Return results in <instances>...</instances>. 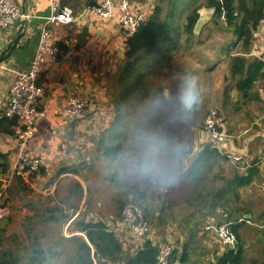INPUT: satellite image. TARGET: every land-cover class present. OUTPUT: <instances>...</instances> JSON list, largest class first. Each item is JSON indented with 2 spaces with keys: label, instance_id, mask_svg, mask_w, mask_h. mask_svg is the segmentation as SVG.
<instances>
[{
  "label": "rangeland",
  "instance_id": "1",
  "mask_svg": "<svg viewBox=\"0 0 264 264\" xmlns=\"http://www.w3.org/2000/svg\"><path fill=\"white\" fill-rule=\"evenodd\" d=\"M245 1L249 9L264 2ZM236 5L239 8V1ZM188 14L186 11L183 15V25ZM244 14L240 13L239 19ZM195 29V34L188 38L181 30L182 51L171 54L169 61L161 63V58L156 62L151 57L142 60V70L149 76L140 92L146 91L147 98H123L120 78L125 58L119 61L115 73L108 78L104 102L107 108L102 110L94 104L89 119L92 117L95 132L91 137L92 159H97L104 144L115 138L123 142L125 149L121 163L117 165V159L103 158L100 163L93 160V169L79 179L85 188V206L81 210L80 188L75 181L69 182L62 186L58 198L62 205L51 214L24 219L22 227L13 233L6 225L0 227V250L14 252L28 261L36 256L34 249L28 247L41 245L47 252L46 264H69L77 248L71 238L81 235L78 221H103L118 233L125 208L137 204L146 211L148 239L159 246L171 245L180 252L186 247L188 258L184 264H211L218 259L220 243L205 231L209 219L225 223L228 213L235 220L241 217L240 208H245L251 211L254 221L239 228L244 246L242 264H264V164L260 178L250 187L240 189L238 197L232 194L216 212L208 208L207 201L190 204L201 186L186 177L187 169L208 144L204 121L210 110L220 112L237 148L244 143L236 138L252 136L254 157L245 165L218 155L205 175L207 190L223 187L236 174L245 173L248 164L258 156L259 147L264 150V78L258 81L252 98L242 97L230 73L231 57L243 52L242 42L227 28L223 18L202 20ZM261 45V40L254 37L251 53L260 51L259 58L263 57ZM248 59L252 61L250 55ZM234 209L240 214L231 213ZM117 235L119 239L124 237ZM144 241L139 239L138 244Z\"/></svg>",
  "mask_w": 264,
  "mask_h": 264
},
{
  "label": "crops",
  "instance_id": "2",
  "mask_svg": "<svg viewBox=\"0 0 264 264\" xmlns=\"http://www.w3.org/2000/svg\"><path fill=\"white\" fill-rule=\"evenodd\" d=\"M12 1L30 14L31 18L28 22L16 24L5 30L0 38V119L4 117L8 91L15 78V73L29 68L39 44L44 20L51 14L52 0ZM55 1L62 7H70L75 13L76 20L69 25L53 29V37L63 50L66 48V51L64 50V55L59 60L48 61L39 79L40 85L45 89L40 106L46 110L47 116L39 121L36 135L29 143L28 152L42 160L44 166L41 175L29 179L16 178L4 190L7 177L17 161V144L15 135L0 132V193L4 190L3 195L0 194V205L6 202H11L13 205L11 216L3 220L0 227L6 225L10 233L22 227L27 218L35 215L39 218L43 213L51 214L55 208L61 206L62 203L58 201V198L62 186L69 182L74 183L75 181L77 187L80 188L82 198L80 210L85 206V188L79 179L80 176H85L87 171L93 169L91 166L93 160L96 163L103 161L105 158L103 149L97 159H92L94 144L91 137L95 133L92 128L93 120L90 121L92 117L86 122L76 123L67 121L57 110L71 95L89 96L99 109L105 110L108 78L115 73L114 68L117 67L119 61L125 58V55L121 58L118 50L121 27L117 8L112 17L101 18L90 10L89 5L93 2L100 4L103 0ZM130 3L133 9L144 12L149 17L157 0H130ZM204 9H206L204 11L206 21H209L213 13L207 8ZM182 36L184 35L181 34L180 37ZM256 38L259 37L256 36ZM259 39L262 43L260 49L263 54L260 59L264 60V40ZM179 43L180 40L174 41L162 50L161 63L168 60L171 54L182 51ZM257 54L261 52L251 53L250 56L256 58ZM236 141H243L244 144L237 148L234 141L231 143L230 150L242 153L244 159L241 163L246 165L254 157L251 146L253 138L252 136L245 138L242 135ZM206 142L208 143L207 136ZM261 147L259 149L257 147L258 156L254 158V162L248 164V168L256 165L259 169H263L261 165L264 164V150ZM124 155L123 147L121 154L117 157V165L121 163ZM116 173L118 176L117 170ZM250 216L252 219V215ZM209 220L216 219L212 217ZM74 221L75 219L71 220L70 225ZM243 224L251 225L252 222L250 220ZM206 232L219 243L216 236ZM118 233L124 235L120 241L126 254H133L142 246L138 244V238L135 237L133 240L134 237L129 231L119 229ZM78 234L85 238L83 233ZM223 252L224 249L220 245L217 256H221ZM174 264L181 263L176 261Z\"/></svg>",
  "mask_w": 264,
  "mask_h": 264
},
{
  "label": "trees",
  "instance_id": "3",
  "mask_svg": "<svg viewBox=\"0 0 264 264\" xmlns=\"http://www.w3.org/2000/svg\"><path fill=\"white\" fill-rule=\"evenodd\" d=\"M204 1L205 4L201 3V0H157L151 15L127 42L124 59L125 66L120 78L121 86H123V98L137 97L144 99L149 97L146 91L140 92V89H145L146 79L149 76L147 72L142 70V60L151 57L156 62H159L162 58V50L174 43V41L180 40L182 29H184L185 35L193 36L196 24L200 18L199 12L204 7L214 10V18L221 19L224 17L227 28L233 31V35L237 36L242 42L243 52L231 57L230 73L241 96L245 99L252 98L256 83L261 78H264V60L254 57H251L252 61L248 59L252 52L255 33L261 21L264 20V2L261 1L260 4L249 9L245 0ZM237 1L240 3L239 8L236 5ZM97 5L96 2H93L89 7ZM165 5L167 6L166 10ZM186 11H189V14L185 19L186 24L183 25L182 18ZM242 12L245 14L239 19ZM64 50L66 51V48ZM117 111L116 118L119 115ZM15 124V120L2 117L0 119V132L15 135ZM110 140L112 141H107L103 146V156L109 160H116L123 150V144L120 139L113 138ZM218 155L219 153L212 150L209 145L205 146L191 162L186 176L193 183L201 186V190L197 193L196 198L190 200V204L193 205L198 202L203 204L207 201L208 208L214 212L220 207L223 208L232 194L236 196L240 189L250 187L260 178L261 173L256 165H252L247 168L245 173H238L229 179L223 187L207 190L204 186L205 175L208 174L212 160L217 158ZM240 209H242L241 217L233 220L226 213L225 221L235 222L232 228L238 238L239 251L235 253L231 250H225L211 264L243 263L244 246L239 233V228L243 223L238 224L236 222L246 215H252V219L249 220L253 222L254 216L249 209ZM235 211L234 209L231 213H235ZM236 214L240 213L236 211ZM76 224L77 230L83 233L85 238L81 236H73L71 238L77 243V248L69 264H158V255L161 252L160 246L148 238L133 254H126L116 232L111 230L106 222L80 220ZM31 247L34 249V255L36 256L31 257L28 261L22 260L14 252L1 249L0 264H46L48 262L47 252L44 251L43 247L33 244L28 248ZM181 252L174 248L169 264H174L176 261L181 264L186 263L188 258L186 247Z\"/></svg>",
  "mask_w": 264,
  "mask_h": 264
},
{
  "label": "built area",
  "instance_id": "4",
  "mask_svg": "<svg viewBox=\"0 0 264 264\" xmlns=\"http://www.w3.org/2000/svg\"><path fill=\"white\" fill-rule=\"evenodd\" d=\"M116 8L121 27L118 50L125 54L129 38L138 31L148 17L144 12L133 9L130 0H103L97 6L90 7V10L101 18H110ZM30 18V14L23 11L12 0H0V38L5 30L14 27L16 24L28 22ZM222 18L224 19V17ZM75 20V13L70 7H62L55 0H52L51 14L44 20L39 44L29 68L15 73V78L8 91L4 117L16 122L14 130L17 161L7 177L4 190L16 178L29 179L42 173L44 166L42 160L28 152L29 143L36 135L39 121L47 116L46 110L40 106L45 95V89L40 85L39 79L49 60L57 61L64 55L63 48L53 37V29L69 25ZM256 36L264 40V20L261 21L255 33ZM93 107L94 102L89 96L71 95L57 111L67 121L83 123L89 119ZM204 131L208 138V145L212 150L217 151L220 156L226 157L234 163L243 161L244 155L242 153L230 150L234 138L227 132L225 121L218 110L209 111L204 121ZM236 139H240V137ZM3 191L0 193L1 195H3ZM12 206L11 202L0 205V223L11 216ZM247 222H250L249 218L244 217L236 223ZM233 223H218L216 220H210L205 229L211 235L216 236L224 251L231 250L237 253L239 242L232 228ZM118 229L128 230L140 240L148 238L150 225L144 208L137 204L128 205L123 212ZM160 249L158 264H169L173 254V246L162 245Z\"/></svg>",
  "mask_w": 264,
  "mask_h": 264
},
{
  "label": "water",
  "instance_id": "5",
  "mask_svg": "<svg viewBox=\"0 0 264 264\" xmlns=\"http://www.w3.org/2000/svg\"><path fill=\"white\" fill-rule=\"evenodd\" d=\"M205 8V7H204ZM204 8H202L201 10H200V18H199V20H198V22H197V24H196V27H198V26H200L201 25V23H202V20L203 21H206L207 19H206V15L204 14V11H206V9H204ZM208 9V8H207ZM209 10H211L212 11V13L214 14V10L213 9H209ZM195 27V28H196ZM196 30V29H195ZM124 52L123 51H120V56H121V58H124ZM247 218H250L251 219V216L250 215H247Z\"/></svg>",
  "mask_w": 264,
  "mask_h": 264
}]
</instances>
